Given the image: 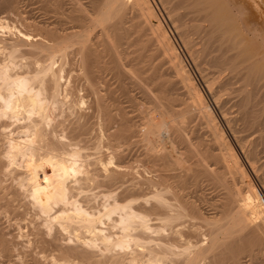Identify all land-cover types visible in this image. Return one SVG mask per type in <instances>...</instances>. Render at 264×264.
<instances>
[{
    "label": "bare ground",
    "instance_id": "bare-ground-1",
    "mask_svg": "<svg viewBox=\"0 0 264 264\" xmlns=\"http://www.w3.org/2000/svg\"><path fill=\"white\" fill-rule=\"evenodd\" d=\"M168 1L175 12L167 18L178 21L171 26L192 64L206 62L218 74L199 69L216 106L225 73L239 83L243 128L263 140L264 0ZM28 7L27 20L18 0H0V177L11 181L0 201L35 216L28 213L34 222L23 264H263L261 152L250 138L240 145L260 186L150 1L28 0ZM10 16L28 29L9 25ZM104 73L124 95V80L134 77L133 89L150 103L138 107V128L122 102L108 103L115 89L102 92ZM223 118L235 132L236 119ZM192 121L203 127L205 145L193 141ZM138 142L139 176L131 162ZM206 186L220 189L219 200L205 201ZM9 245L1 236L0 258L11 261Z\"/></svg>",
    "mask_w": 264,
    "mask_h": 264
},
{
    "label": "rangeland",
    "instance_id": "rangeland-1",
    "mask_svg": "<svg viewBox=\"0 0 264 264\" xmlns=\"http://www.w3.org/2000/svg\"><path fill=\"white\" fill-rule=\"evenodd\" d=\"M25 1V3H23ZM150 1V3H151V5L153 6V8H154V10L156 11V13H158L157 15L159 16V18L161 17V15H162V18H161V20L163 21L164 20V22H163V24H165L164 25V27L166 28V30H167V32H168V34L170 35V37H171V39H172V41L174 42V44H175V46H177V50L179 51V53H180V55H181V57H182V59H183V61H184V63L187 65V67L188 68H190V70L192 71V73H193V75L195 76V78H196V80H198V83H199V85H200V87H201V89H202V91H203V93H204V96H205V99H206V101L209 103V105H210V107L212 108V110H213V112H214V114H215V116H216V118H217V120H218V122H219V124H220V126H221V128L223 129V131H224V134L226 135V137H227V139L229 140V142H230V144H232V146H233V148L235 149V151H236V153L238 154V156L240 157V160L242 161V163L244 164V167L246 168V170L250 173V177H252V179L253 180H256V183L258 184V185H260L261 186V184H259L258 183V181H257V178H256V176L255 175H253V173L252 172H250V170H249V167H248V164H247V161H246V155H245V153H243L242 152V149H240L241 148V146L240 145H243V144H247V146H248V143H247V141L248 140H250V139H252V143H254V144H256L255 145V147L256 148H258L257 150L258 151H260L259 153H260V155H262V156H260V158H261V160L263 161L264 159H262V158H264V139L263 140H261V139H258L257 137H259V134L257 133V135H256V133H251V131L250 130H247V126H245L244 128H243V123H242V121L239 119V114L237 113V106H239V99H240V96L238 95V91H237V86L236 85H238L239 83L237 82V81H235V79H229L228 80V75L227 74H225L224 73V75H223V73L222 74H220V76L222 77V79H223V88H221V91L220 92H217V95H218V93L219 94H221V96H222V98H221V96L220 95H218V96H220V102H219V105H221V106H216V103L214 102V99H213V96H211L210 95V93H208V90L206 89V86H204L205 85V82L203 81V79H202V77L200 76L201 75V72H199V69H203L204 71V73H208V75L211 77H215V75L213 76V74L211 73L212 71H213V73L214 72H216V71H214L213 69H212V71H211V67H210V69H209V65H208V69L211 71V72H208L209 70L206 68V62H203V64L201 63V65L199 66V69H198V67L196 68V66H194L193 64H192V59L191 58H189L190 57V55H188L189 53L187 52L186 53V49L183 47V43L180 41V38H179V34L177 35V33H176V29H175V26H171V25H175V24H177V22L175 23V22H173V24L172 23H170V21H171V19H168L169 17V15L172 13H174L175 11H170V10H168L169 8V6H170V3H168L169 1L167 0H165L167 3V5L166 4H163V3H165L164 2V0L162 1H160V0H149ZM258 2H259V0H257ZM160 2L164 5H162V4H160ZM262 3H260V6H261V10L263 11V14L262 15H264V6H263V4L261 5ZM163 7H162V6ZM169 5V6H168ZM18 6H19V10H20V15L23 17V18H26L27 20H28V9H29V7H28V0H18ZM166 6V7H165ZM166 8V11H165V8ZM164 8V9H163ZM180 8V12H183L182 11V7L180 6V7H178L177 9H176V11L178 10ZM25 9V10H24ZM164 10V11H163ZM157 11H160V12H157ZM171 13H170V12ZM179 11V10H178ZM25 13V14H24ZM167 13H168V15H167ZM160 14V15H159ZM166 14V15H165ZM171 14V15H172ZM2 15V14H1ZM188 17V15H185V17L183 16V20H184V22L185 21H187V22H185V24L187 23V25H191V23H193L192 21H190L189 19H190V17L189 18H187ZM168 17V18H167ZM8 18V20L10 19V21H8L7 20V22H10V23H8L9 25H12V24H15V25H17V24H19V25H17V27H21V29H28L27 27L28 26H25L26 28H24V25H23V23H22V21H20L19 22V20H18V22H16V21H14V20H16L17 19V17H14V16H10V17H7ZM6 18V19H7ZM13 18V19H12ZM168 19V20H167ZM186 19H188V20H186ZM256 19H258V18H256ZM11 20H13V22H11ZM259 20V19H258ZM172 22V21H171ZM191 22V23H190ZM167 24V25H166ZM168 26V27H167ZM147 33H149V31H147ZM191 35H194L193 33H191L190 34V37H191ZM195 39H194V38ZM193 37H191L193 40H194V43H195V41H196V45H195V47H198L199 46V44H200V40H199V35L198 34H196V35H194ZM177 40V41H176ZM199 41V42H198ZM198 44V45H197ZM149 49V48H148ZM147 49V51H145V53L147 52L148 53V51H149V54H151V52L150 51H152V53H153V48L151 47L149 50ZM149 54H145V55H149ZM153 60V63H156L157 62V58L154 60V59H152ZM206 63V64H205ZM128 69H131L130 68V66H128L127 67ZM206 68V69H205ZM196 69V70H195ZM208 70V71H207ZM197 71V72H196ZM199 73V74H198ZM210 73H211V75H210ZM214 74H216L217 76H218V74H217V72L216 73H214ZM110 74H107V73H104L103 74V78H102V81H104L105 83H103V86L101 85L102 83H100V86H101V89L103 90L102 92L103 93H105L106 92V88L108 87V88H110V89H112V90H114L115 89V91L113 92V95L112 96H110L111 98H107L108 99V103L111 101L110 99H112V103H117V104H120L121 102V107L123 106V108H124V111H125V113H126V111H127V115L129 114V115H132V116H127V117H129V119L131 120L130 122L128 121V123H129V126L131 127V126H133V128H134V126H136L135 128H138V123L140 122V118H141V115H142V113L141 112H143L144 111V109L147 107V106H149L150 105V103H148V102H146V99H142V96H143V94H142V92H141V90H139V91H137L138 90V87L136 86V87H134V89H133V86L132 85H134V83L133 82H131L132 81V78H133V80H135L134 79V77H131V78H129L128 76V78H126L127 80H130V82L129 81H125L124 80V84H125V86H126V89H127V92L125 93V95L124 94H122L121 92H119V90H116V88L114 87L116 84H113V83H115V81H114V79L111 77V75L109 76ZM223 75V76H222ZM226 75V76H225ZM131 76V75H130ZM133 76V75H132ZM216 76V77H217ZM106 77H107V79H106ZM225 78V79H224ZM227 78V79H226ZM107 81H106V80ZM108 79H109V81H108ZM226 80V81H225ZM229 82H228V81ZM233 81H234V83H233ZM204 82V83H203ZM235 82H236V84H235ZM130 83H132V84H130ZM228 83V84H227ZM233 85H232V84ZM112 84V85H111ZM129 84L132 86H129ZM104 85H106V87L104 86ZM224 85H225V87H228V88H226L225 89V87H224ZM227 85V86H226ZM129 86V87H128ZM234 86V87H233ZM128 87V88H127ZM236 89V92H237V94H236V92H235V90L234 89ZM128 89H129V91H128ZM232 89H233V91H232ZM176 91V90H175ZM141 93V94H140ZM227 93V94H226ZM126 94H127V96H126ZM116 95V96H115ZM129 95V96H128ZM132 95H133V97H132ZM173 96H175V92H173ZM123 97V98H122ZM144 97V96H143ZM87 98V97H86ZM86 98H85V101H86V103H87V105H88V101H90L89 100V97L87 98L88 100H86ZM115 98V99H114ZM129 98V99H128ZM107 99H106V101H107ZM119 99V100H118ZM213 99V100H212ZM110 100V101H109ZM113 100H114V102H113ZM117 100V101H116ZM129 100V101H128ZM134 100H136L135 102V104H134ZM221 100L223 101V102H221ZM133 101V102H132ZM131 102V103H130ZM141 102V103H140ZM86 103L84 104V108L87 106L86 105ZM111 103V102H110ZM132 103L134 104V105H132ZM137 103H139V104H141V105H139V104H137ZM144 104V106H143V104ZM146 103V104H145ZM224 103V104H223ZM131 105V106H130ZM142 107L143 108V111H141L140 110V108H138V107ZM111 107V106H110ZM145 107V108H144ZM112 109H113V106H112ZM87 110V109H86ZM139 111V112H138ZM227 112V113H226ZM223 113H225L227 116H229V117H231V118H235L234 120H235V122H234V128H235V132H233V131H231L230 129H229V127H228V125H227V123H225L226 121H225V119L223 118ZM229 114V115H228ZM232 115V116H231ZM132 118V119H131ZM238 119H239V121H238ZM136 120V121H135ZM193 121H195V120H193ZM193 121H192V123L190 122L189 124H191V125H188V128H193V130L191 129V130H189L188 128V130L190 131V133L192 132V133H194L195 131V134H193V135H195V136H192V137H195L194 139H193V141H197V138L200 140V138H205V136H206V134H204V129L203 130H201L203 127L201 126V125H196V121L193 123ZM241 121V122H240ZM133 122V123H132ZM136 123V124H135ZM198 123V122H197ZM240 124V125H239ZM193 125V126H192ZM190 126V127H189ZM197 126V127H196ZM196 127V128H195ZM200 127V128H199ZM202 127V128H201ZM238 127V128H237ZM132 128V129H133ZM199 128V129H198ZM246 128V129H245ZM195 129V130H194ZM202 131V132H201ZM239 131V132H238ZM200 132V133H199ZM198 133V134H197ZM234 134V135H233ZM239 134V135H238ZM241 134V135H240ZM248 135V136H247ZM250 135V136H249ZM198 136V137H197ZM201 136V137H200ZM239 136V137H238ZM244 136V137H243ZM257 136V137H256ZM197 137V138H196ZM207 137V136H206ZM236 137H238L239 138V141H238V138L236 139ZM255 137V138H254ZM243 138V139H242ZM247 138V139H246ZM250 138V139H249ZM253 138L256 140H253ZM196 139V140H195ZM200 140V142L202 143V141H203V144L205 145L207 142H206V139H204V140ZM240 139H241V141H240ZM257 139H258V141H257ZM198 140V141H199ZM260 140H261V142H260ZM205 141V142H204ZM253 141H255V142H253ZM257 142H259V143H257ZM241 143V144H240ZM263 145V148H260V147H262L261 146V144ZM253 144V145H254ZM135 145V146H134ZM133 145V148L131 147V150H134V151H131V155H132V159H131V162L133 163V164H135L136 166H133V164L131 163V162H129V164L130 165H132L131 167L134 169V170H136V168H137V170L139 169L140 171H138L137 172V170H136V172H135V175H140L141 173L143 174V167L141 166V162L140 161H137V162H135V160L136 159H140L141 158V155H140V152H142V146H140L141 144H140V142H138V144H134ZM139 145V146H138ZM239 145V146H238ZM260 145V146H259ZM137 146H138V148H137ZM136 148V149H135ZM140 148V149H139ZM260 149V150H259ZM261 149H262V151H261ZM137 150H139V152L137 151ZM87 151H89V152H91L92 153V151H93V153L96 151V150H94V149H89V150H87ZM104 151V150H103ZM97 153V152H96ZM96 153H94V154H96ZM243 153V154H242ZM134 154V155H133ZM135 154H138V156L139 157H137V155H136V158L134 159V157H135ZM134 156V157H133ZM245 157V158H244ZM134 159V160H133ZM135 162V163H134ZM264 162V161H263ZM141 166V167H138V166ZM132 168H130V170L132 169ZM132 169V170H133ZM142 169V170H141ZM131 170V171H132ZM133 170V171H134ZM142 171V172H141ZM141 174V175H142ZM143 175H145V172H144V174ZM6 176V175H5ZM138 176H136V177H138ZM255 176V177H254ZM2 177V178H1ZM0 178H1V180H0V183H1V185L4 187V189H3V187L2 186H0V189L1 190H4L5 191V186L7 187V188H9V184L11 183V181H10V179H9V177L8 176H6V177H4V176H1ZM5 183H6V185H5ZM8 184V185H7ZM2 187V188H1ZM259 187V186H258ZM217 189L218 188H215V189H213L212 190V188H209V187H204V189L202 190V195H205V196H203L204 198H205V201H207V202H212V201H217V200H219L218 199V195L221 197V193L219 192L220 191V189H219V191H217ZM7 190V189H6ZM208 190V191H207ZM204 191V192H203ZM1 192V191H0ZM220 194H219V193ZM0 194H2V192L0 193ZM215 194H216V196H215ZM210 196V197H209ZM215 197V198H214ZM219 197V198H220ZM207 199V200H206ZM214 199V200H213ZM4 200H6V199H2L1 201H2V203H1V201H0V203L2 204H0V209H2L1 211H0V237L2 236V239L3 240H5V243H7V245L8 244H10L9 245V247H11L12 248V252L15 254V256L14 257H12L11 258V261L9 260H4V258H3V256L1 255V258H0V263L1 264H17L18 262V264H23V260L25 259L24 258V255L22 254L23 252H26L25 254H28V241H26V240H28V233L27 232H29L28 230L32 227V225H33V223L32 222H34V221H32L31 222V219L32 220H34V214L32 213L33 211H32V209L30 210V208H29V210L28 211H26L27 213H24V214H22L21 213V208H18V207H15L16 206V202L14 203L15 204V206H14V204H9L8 205V203H7V205H6V201L4 202ZM212 200V201H211ZM205 203V204H208V203ZM205 204H203L202 205V211L203 212H205V213H210V212H208V206L206 205V207H205ZM5 205V206H4ZM12 207H11V206ZM8 206V207H7ZM18 206V205H17ZM4 207V208H3ZM11 208L10 209V211H9V209L7 210V208ZM18 208V210H20V211H18V212H20L21 214H19L18 212L17 213H15V215H14V212H16L17 210L16 209H13V208ZM205 208V209H204ZM13 209V210H12ZM204 209V210H203ZM7 210V211H6ZM14 210H16V211H14ZM28 213H30L29 215H30V218L31 219H29V215H28ZM7 214H8V216H7ZM12 215V216H11ZM14 215V216H13ZM21 215V216H20ZM33 215V216H32ZM19 217V218H18ZM24 217H26V218H24ZM22 218V219H21ZM24 218V219H23ZM27 219L29 220V222H27ZM11 220V221H10ZM20 220V221H19ZM24 220V221H23ZM17 221V222H16ZM30 223V224H28V225H26L27 223ZM13 223V224H12ZM25 224V225H24ZM16 225V226H15ZM25 226V227H24ZM29 227V228H28ZM17 228V229H16ZM27 229V230H26ZM1 230H2V232H1ZM7 231V232H6ZM10 232V233H9ZM21 233V234H20ZM22 236H24V237H22ZM10 238V239H9ZM12 238V239H11ZM25 241H23V240ZM21 240V241H20ZM8 241V242H7ZM18 241V242H17ZM23 244V246H22V244ZM24 244H26V245H24ZM25 248V249H24ZM27 249V250H26ZM19 251H20V254H17V253H19ZM21 251H22V253H21ZM22 254V255H21ZM18 255H19V261L17 260H14V259H16V258H18ZM22 257H21V256ZM21 257V258H20ZM23 258V259H22ZM264 258V256L262 257V259ZM20 259H22L21 260V262H20ZM9 263H8V262ZM263 261H264V259L262 260V263H263ZM16 262V263H15ZM264 264V263H263Z\"/></svg>",
    "mask_w": 264,
    "mask_h": 264
}]
</instances>
